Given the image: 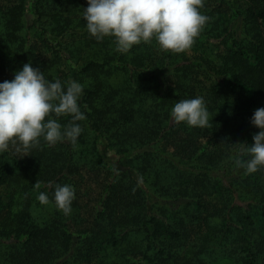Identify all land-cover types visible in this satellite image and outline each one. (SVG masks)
<instances>
[{
  "label": "trees",
  "instance_id": "obj_1",
  "mask_svg": "<svg viewBox=\"0 0 264 264\" xmlns=\"http://www.w3.org/2000/svg\"><path fill=\"white\" fill-rule=\"evenodd\" d=\"M87 6L33 0L30 20L27 0H0V82L25 63L76 80L86 116L75 146L41 139L0 154V264H264V167L248 174L234 163L264 107V0H204L210 19L182 53L155 40L120 53L114 38L88 33ZM196 96L208 127L175 123L174 104ZM105 169L87 218L77 180ZM64 184L75 189L68 216L52 200Z\"/></svg>",
  "mask_w": 264,
  "mask_h": 264
},
{
  "label": "clouds",
  "instance_id": "obj_2",
  "mask_svg": "<svg viewBox=\"0 0 264 264\" xmlns=\"http://www.w3.org/2000/svg\"><path fill=\"white\" fill-rule=\"evenodd\" d=\"M82 9L88 33L97 41L114 38L116 51L129 52L141 43L158 44L162 51L182 53L191 48L210 17L200 9L204 0H87ZM83 85L76 80H50L39 68L25 63L14 78L0 82V154L10 144L27 153L41 144V139L54 146L65 141L77 144L83 128L78 121L86 119L78 103ZM175 123L207 128L209 111L204 97L196 96L175 103L170 112ZM71 116L67 125L58 122ZM251 124L259 128L253 143L240 142L234 163L248 174L264 167V107L254 111ZM249 157L244 159V157ZM37 199L49 203L46 192ZM75 189L72 185H56L52 200L65 216L72 212Z\"/></svg>",
  "mask_w": 264,
  "mask_h": 264
},
{
  "label": "rangeland",
  "instance_id": "obj_3",
  "mask_svg": "<svg viewBox=\"0 0 264 264\" xmlns=\"http://www.w3.org/2000/svg\"><path fill=\"white\" fill-rule=\"evenodd\" d=\"M29 6L28 19L31 20L32 12L30 11L31 4L33 0H27ZM18 148L19 145H14ZM109 169L101 171L100 174L94 175L87 171L83 173V176L78 178V198L80 204L82 205L85 216H91L95 212V208L99 199L101 198L104 186L107 179H109ZM2 190H0L1 192ZM215 264H236L233 259L229 258H219L215 261Z\"/></svg>",
  "mask_w": 264,
  "mask_h": 264
}]
</instances>
